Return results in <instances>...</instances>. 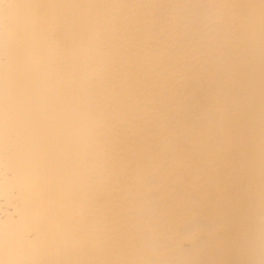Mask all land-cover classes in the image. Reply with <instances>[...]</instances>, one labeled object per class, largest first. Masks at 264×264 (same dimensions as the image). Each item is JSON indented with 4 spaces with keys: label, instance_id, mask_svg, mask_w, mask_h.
<instances>
[{
    "label": "bare ground",
    "instance_id": "obj_1",
    "mask_svg": "<svg viewBox=\"0 0 264 264\" xmlns=\"http://www.w3.org/2000/svg\"><path fill=\"white\" fill-rule=\"evenodd\" d=\"M0 264H264V0H0Z\"/></svg>",
    "mask_w": 264,
    "mask_h": 264
}]
</instances>
